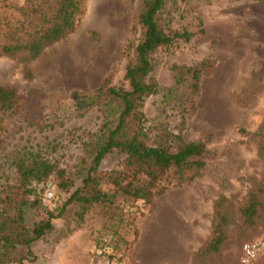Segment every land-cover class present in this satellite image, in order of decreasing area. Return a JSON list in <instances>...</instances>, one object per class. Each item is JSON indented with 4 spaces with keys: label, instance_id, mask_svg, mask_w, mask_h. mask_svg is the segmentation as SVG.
<instances>
[{
    "label": "rangeland",
    "instance_id": "374dc122",
    "mask_svg": "<svg viewBox=\"0 0 264 264\" xmlns=\"http://www.w3.org/2000/svg\"><path fill=\"white\" fill-rule=\"evenodd\" d=\"M138 2L85 0L74 30L36 58L24 62L18 56L0 55V84L14 87L25 99L24 110L5 116V130L0 129V190L14 183L12 161L25 151L38 152L62 171L60 177L56 172L49 176L54 213L80 184L79 141L95 131L100 114L95 107L79 114L69 95L95 89L108 73L113 85L122 83V49L132 38ZM159 22L165 31H187L189 39H178L153 53L150 75L158 86L144 99L145 125L179 131L185 141L204 132L211 136L200 174L168 187L154 197L153 208L140 215V264H241L242 243L264 234V195L251 224L238 212L260 176L261 161L253 144L237 131L253 130L264 109V0H165ZM198 28L202 34L195 33ZM206 59L213 60V69L201 76L191 110L185 85L174 83L170 66L196 65ZM122 158L121 153H108L98 169H120ZM67 177L72 178L71 186L59 189L58 182ZM101 189L111 191L112 185L104 182ZM21 191L12 190L13 205ZM219 194L227 199L230 217L226 238L216 253L196 261L195 251L209 236L212 203ZM81 210L74 201L66 204L51 220L52 228L30 243L22 264H90V249L99 232L112 233L118 245L128 247L129 264L136 220L130 224L128 218L110 217L95 204ZM39 216L32 207H23L26 224ZM249 264H264V253Z\"/></svg>",
    "mask_w": 264,
    "mask_h": 264
},
{
    "label": "trees",
    "instance_id": "16d2710c",
    "mask_svg": "<svg viewBox=\"0 0 264 264\" xmlns=\"http://www.w3.org/2000/svg\"><path fill=\"white\" fill-rule=\"evenodd\" d=\"M132 4L135 0H124ZM165 0H139L133 13L132 38L122 49L124 57L122 83L113 85L112 75L102 77L99 85L89 92L72 91L70 99L79 112L95 107L99 112L98 127L79 141V163L77 173L80 184L73 189L56 213L41 202V185L56 172L55 165L38 152L25 151L14 157V183L0 190V264H22L29 255V245L42 238L51 228L53 218L59 217L63 207L76 202L86 211L92 205H100L110 217L118 220L128 218L133 224L144 209L150 211L154 197L168 187L190 182L198 176L207 157L206 142L211 133L204 132L198 138L185 141L179 131L173 132L165 126L145 125L142 111L144 99L155 93L157 81L151 77L153 53L157 49L170 47L178 39L187 41L189 33L165 31L159 22V14ZM85 0H0V55L18 56L28 62L36 58L44 48L62 39L74 30L83 14ZM201 25L199 15L195 17ZM203 29H196L202 34ZM213 60L206 59L196 65L173 63L174 83H183L191 110L198 96L200 78L213 69ZM26 78L29 72L24 73ZM25 108V99L16 89L0 84V129L3 132L4 117ZM240 137L247 138L254 146L261 161L260 176L252 184L246 198L238 208L241 219L253 222L257 211L263 206L264 195V109L260 121L253 130L237 129ZM111 152L123 154L120 169L100 171L103 157ZM59 176V177H60ZM112 185L111 191L101 189V184ZM72 178H63L57 184L67 191ZM21 188L16 204H12V190ZM33 196L30 202L28 197ZM226 197L219 194L212 203V215L207 240L195 251L194 259L202 261L216 253L226 238L230 217L225 209ZM120 203L119 205L117 203ZM42 204V205H41ZM28 205L40 216L30 224L23 217V207ZM130 208V210L128 209ZM102 233H98L97 236ZM113 237L112 233H109ZM137 230L133 229V240ZM96 236V237H97ZM95 237V239H96ZM115 247L126 257L128 247ZM19 252L21 254L19 255Z\"/></svg>",
    "mask_w": 264,
    "mask_h": 264
},
{
    "label": "built area",
    "instance_id": "2783aa9c",
    "mask_svg": "<svg viewBox=\"0 0 264 264\" xmlns=\"http://www.w3.org/2000/svg\"><path fill=\"white\" fill-rule=\"evenodd\" d=\"M41 202L48 209L55 207L54 184L47 178L41 185ZM130 210V208H128ZM264 253V234L256 239L242 243L239 262L249 264ZM90 264H128L127 257L118 250L109 233H102L94 240L90 249Z\"/></svg>",
    "mask_w": 264,
    "mask_h": 264
},
{
    "label": "crops",
    "instance_id": "0c3cea01",
    "mask_svg": "<svg viewBox=\"0 0 264 264\" xmlns=\"http://www.w3.org/2000/svg\"><path fill=\"white\" fill-rule=\"evenodd\" d=\"M135 223H136L137 235L131 247L129 264H137V262L140 264V217L136 219ZM137 256L139 258V261L136 260ZM89 263H90V260H89Z\"/></svg>",
    "mask_w": 264,
    "mask_h": 264
}]
</instances>
